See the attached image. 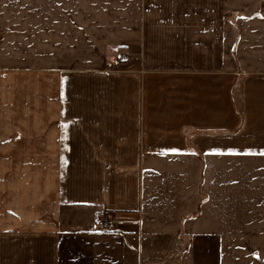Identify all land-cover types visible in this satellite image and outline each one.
<instances>
[{
    "label": "crops",
    "instance_id": "0c3cea01",
    "mask_svg": "<svg viewBox=\"0 0 264 264\" xmlns=\"http://www.w3.org/2000/svg\"><path fill=\"white\" fill-rule=\"evenodd\" d=\"M0 35V234L37 237L0 264H264V0H0Z\"/></svg>",
    "mask_w": 264,
    "mask_h": 264
},
{
    "label": "rangeland",
    "instance_id": "374dc122",
    "mask_svg": "<svg viewBox=\"0 0 264 264\" xmlns=\"http://www.w3.org/2000/svg\"><path fill=\"white\" fill-rule=\"evenodd\" d=\"M30 1H33V0H30ZM32 13H34L36 15V12L34 10H33ZM1 42H2V36L0 35V44H1ZM13 107H14V105H13ZM98 221H99V219H98ZM263 236H264V234H262V238L259 239V240H261V242L258 243V244L262 245L261 248L258 249L259 251L262 252V254L264 253V238H263ZM35 237H36L35 234L32 233V232L31 233L27 232V236L25 238H19V237H13V236L12 237L11 236L2 237L1 234H0V241H19V240H21V241H26V242L30 243V242H36L37 241V239H36L37 237L36 238ZM242 251L246 252L244 255H247L248 254L247 252L250 251V250H244V249L243 250H238L237 249L236 250L237 255L239 256ZM143 264H145V263H143Z\"/></svg>",
    "mask_w": 264,
    "mask_h": 264
},
{
    "label": "built area",
    "instance_id": "2783aa9c",
    "mask_svg": "<svg viewBox=\"0 0 264 264\" xmlns=\"http://www.w3.org/2000/svg\"><path fill=\"white\" fill-rule=\"evenodd\" d=\"M99 225L103 229H109L113 222H112V216L109 212H105L98 221Z\"/></svg>",
    "mask_w": 264,
    "mask_h": 264
}]
</instances>
